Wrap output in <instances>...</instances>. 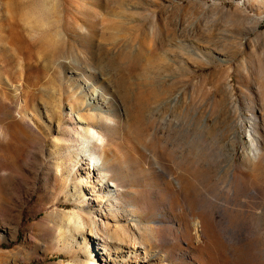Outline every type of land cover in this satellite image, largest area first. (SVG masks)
<instances>
[{"label": "rangeland", "instance_id": "obj_1", "mask_svg": "<svg viewBox=\"0 0 264 264\" xmlns=\"http://www.w3.org/2000/svg\"><path fill=\"white\" fill-rule=\"evenodd\" d=\"M0 264H264V0H0Z\"/></svg>", "mask_w": 264, "mask_h": 264}]
</instances>
